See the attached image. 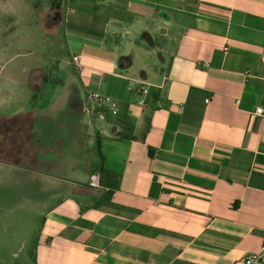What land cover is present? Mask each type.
<instances>
[{
  "label": "crops",
  "instance_id": "crops-1",
  "mask_svg": "<svg viewBox=\"0 0 264 264\" xmlns=\"http://www.w3.org/2000/svg\"><path fill=\"white\" fill-rule=\"evenodd\" d=\"M62 4L63 56L13 74L0 95L12 108L0 113V253L32 264H243L264 239V0ZM63 97L73 119L103 122L90 172L79 165L67 180L38 161L66 142L58 134L43 148L64 125L48 117ZM98 170L105 183L91 187ZM24 185L33 198L14 195ZM26 204L39 218L7 216Z\"/></svg>",
  "mask_w": 264,
  "mask_h": 264
},
{
  "label": "rangeland",
  "instance_id": "rangeland-1",
  "mask_svg": "<svg viewBox=\"0 0 264 264\" xmlns=\"http://www.w3.org/2000/svg\"><path fill=\"white\" fill-rule=\"evenodd\" d=\"M62 2L63 0H0V95L2 90L7 87V82L11 80L13 74L18 77L24 76L23 69L27 70L37 65H43L52 69V66L63 56V28H62ZM158 57L154 56L152 63L157 64ZM151 65V66H152ZM22 80V78H20ZM66 94L73 91V83L68 84ZM48 96V98H50ZM66 97V96H65ZM45 97V99H48ZM2 99H0V102ZM66 99L63 97L58 102L55 109L48 114V117L54 121L64 123L60 128H53L51 133L46 136L44 146H50L55 135L65 134L74 130L76 125L78 129L77 136H80L81 143L77 138H70L61 145L59 151L53 149L48 153L41 154L38 158L39 163L44 162L42 167L50 170V174L58 179H71L73 170H77L81 164L79 155H84L85 160L96 161L98 158L93 155L87 156L88 147L91 144L94 129L98 128L99 123L103 122L96 118L90 117L91 128L87 125L77 122L73 119V115L65 108ZM16 104H12L15 106ZM12 108L0 107V113L6 114ZM76 135V132H74ZM54 148V147H53ZM57 151L60 152L58 160ZM0 156H3L0 153ZM7 158V157H5ZM34 165L33 159H29ZM41 165V164H39ZM55 167L54 170L52 167ZM94 176V175H93ZM91 177V181L92 178ZM98 188V186L90 185ZM14 195L17 197L25 196L33 198V189L29 185L18 187ZM80 195L72 193L71 198L74 200L80 199ZM7 216L23 217V221H28V218L33 219L38 217L37 207L24 205L23 207L8 208ZM0 212V217L4 214ZM6 217V216H5ZM25 225L27 222L24 223ZM15 226V225H14ZM27 228V227H24ZM26 230V229H25ZM3 228L0 225V235L4 234ZM15 231V230H7ZM16 232V231H15ZM13 250V249H11ZM32 255L24 253H0V264H32Z\"/></svg>",
  "mask_w": 264,
  "mask_h": 264
},
{
  "label": "built area",
  "instance_id": "built-area-1",
  "mask_svg": "<svg viewBox=\"0 0 264 264\" xmlns=\"http://www.w3.org/2000/svg\"><path fill=\"white\" fill-rule=\"evenodd\" d=\"M73 62L74 63H79V57L75 56L73 57ZM144 94L148 93V90L144 89L143 90ZM91 99L93 101H95L96 103L100 104V105H107V107L110 109V111L112 112L113 115H116L118 113V104L115 100H113L110 97H106V96H101L99 94H92L91 95ZM141 104L145 103V99H142L140 101ZM257 114H264V110L262 107H258L256 110ZM92 184L93 186H98L100 187V183H99V179L96 175L93 176L92 178ZM243 264H264V239H263V243L261 246V249L259 252H253V253H249L243 260H242Z\"/></svg>",
  "mask_w": 264,
  "mask_h": 264
},
{
  "label": "flooded vegetation",
  "instance_id": "flooded-vegetation-1",
  "mask_svg": "<svg viewBox=\"0 0 264 264\" xmlns=\"http://www.w3.org/2000/svg\"><path fill=\"white\" fill-rule=\"evenodd\" d=\"M81 120L82 119L80 117L77 118V122H80ZM59 124H61V122H59ZM73 129L74 130L71 129L70 132L65 133L64 136H61V140H64L65 139V141H69L70 138H74V139L77 138L79 140V143H81L80 136H77L78 129L76 128V125L73 126ZM74 132H76V135H74ZM13 136L17 137L16 134H13ZM6 137L7 136L5 135V130L2 129V127H0V153H2V154L4 152L3 144L6 142ZM86 153H87V156H91L92 157L96 153V148L89 146ZM79 158L82 159L80 165L83 166V169L86 172H90L89 170L91 168V163L89 162V160H85L84 159V155H82V154L80 155Z\"/></svg>",
  "mask_w": 264,
  "mask_h": 264
},
{
  "label": "trees",
  "instance_id": "trees-1",
  "mask_svg": "<svg viewBox=\"0 0 264 264\" xmlns=\"http://www.w3.org/2000/svg\"><path fill=\"white\" fill-rule=\"evenodd\" d=\"M2 123V118H0V124ZM152 154V153H151ZM102 170V169H101ZM101 170H98L95 174L98 177L99 181H100V186H102L105 183V173ZM107 175V174H106ZM111 178L113 180H117V178L114 175H111ZM115 182V181H114Z\"/></svg>",
  "mask_w": 264,
  "mask_h": 264
},
{
  "label": "water",
  "instance_id": "water-1",
  "mask_svg": "<svg viewBox=\"0 0 264 264\" xmlns=\"http://www.w3.org/2000/svg\"><path fill=\"white\" fill-rule=\"evenodd\" d=\"M89 184H92V181H91V179H90V181L88 182Z\"/></svg>",
  "mask_w": 264,
  "mask_h": 264
}]
</instances>
